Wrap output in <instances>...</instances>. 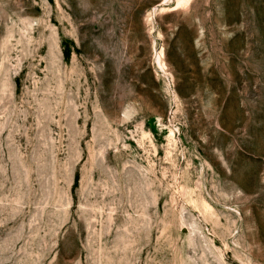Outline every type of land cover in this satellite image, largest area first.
<instances>
[{
  "label": "rangeland",
  "instance_id": "1",
  "mask_svg": "<svg viewBox=\"0 0 264 264\" xmlns=\"http://www.w3.org/2000/svg\"><path fill=\"white\" fill-rule=\"evenodd\" d=\"M0 264H264V0H0Z\"/></svg>",
  "mask_w": 264,
  "mask_h": 264
},
{
  "label": "bare ground",
  "instance_id": "2",
  "mask_svg": "<svg viewBox=\"0 0 264 264\" xmlns=\"http://www.w3.org/2000/svg\"><path fill=\"white\" fill-rule=\"evenodd\" d=\"M188 2L189 0H176L177 5H184V4H187Z\"/></svg>",
  "mask_w": 264,
  "mask_h": 264
}]
</instances>
